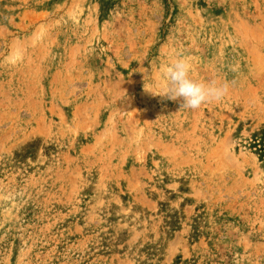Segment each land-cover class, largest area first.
<instances>
[{
	"label": "rangeland",
	"instance_id": "obj_1",
	"mask_svg": "<svg viewBox=\"0 0 264 264\" xmlns=\"http://www.w3.org/2000/svg\"><path fill=\"white\" fill-rule=\"evenodd\" d=\"M0 264H264V0H0Z\"/></svg>",
	"mask_w": 264,
	"mask_h": 264
},
{
	"label": "clouds",
	"instance_id": "obj_2",
	"mask_svg": "<svg viewBox=\"0 0 264 264\" xmlns=\"http://www.w3.org/2000/svg\"><path fill=\"white\" fill-rule=\"evenodd\" d=\"M191 70V62L182 55L177 56L163 71L166 84L160 92L146 91L179 102L180 109L187 110H197L206 103H219L228 95L232 82H201L191 76Z\"/></svg>",
	"mask_w": 264,
	"mask_h": 264
}]
</instances>
